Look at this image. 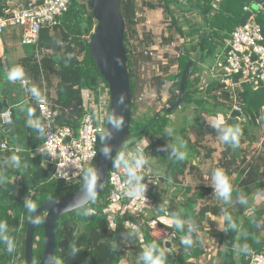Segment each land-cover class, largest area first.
<instances>
[{
	"label": "trees",
	"instance_id": "trees-1",
	"mask_svg": "<svg viewBox=\"0 0 264 264\" xmlns=\"http://www.w3.org/2000/svg\"><path fill=\"white\" fill-rule=\"evenodd\" d=\"M30 1L28 0L25 5H29ZM88 1L72 0L68 10L58 17L55 24L41 30L35 44L23 45L27 54L19 59L17 65L9 66V70L20 69L29 90L36 88L40 96L50 101L53 109L58 113L56 116L58 123L68 124L75 128L80 125L86 110L85 93L90 89H95L100 83L108 85L90 55V37L97 22ZM255 1L187 0L188 5L182 0L144 1L148 9H163L172 25L177 26V31L185 38V41L183 47H178V50L182 49L181 56L177 58L176 55H172V59L178 64L177 73H169L170 66L173 67L174 64H164L167 66L165 71L160 69L162 72L152 78V87L159 95L163 92L165 85L170 83L168 104L151 116L145 115L143 118L136 119L134 117L135 106L141 90L144 89L141 86L140 56L152 59L145 55L144 51L150 46H155V43L150 46L146 44L140 49V45L145 43V40L138 38V26L143 20L138 17V0H120L121 13L126 21L125 43L133 89V106L131 136L119 153H127L132 146L145 140L142 145L149 158L148 165L153 173L158 175L155 184L147 190H151V194H155L153 192L157 190L160 195H163V192H173V196L164 201V204L159 201V204L164 205L163 211L158 206L159 211L151 210L153 213L149 216V212L145 211V207L141 205L136 215L134 210L136 205L139 207L138 203L125 201L121 207L113 205L109 200L110 189L106 186L97 195L95 201L88 205L91 210L89 216L85 217L78 211H71L59 218L56 228L55 255L62 259V264H119L124 254L131 249L135 255L131 256L132 262L142 264L140 254L148 244L155 241L165 249L164 239L174 234L178 248L176 253L165 250V264H198L197 261H191V259H199L203 255L204 246L201 242L203 243L204 238L201 233L209 225L207 219L220 216L225 218V231L229 232L231 229L229 228V216L237 225V228L233 229L235 237L232 242L240 264H250L252 252L264 249V206L251 205L254 208L248 215H244L243 208L238 207L234 210L230 207L235 197L239 201L241 193L248 201L250 196L264 192V141L262 150L253 161L244 154L242 148L244 139L242 138H240L239 147L233 148L227 144V148L223 151L217 167L222 169L228 177L237 174L238 180L237 186L232 187L230 202H208L198 208V201L201 197H216L213 190L200 187L197 192L188 195L192 187L184 186L182 183V177L187 170L197 168L198 163L193 164V161L200 157L201 151L198 146H202L206 135L217 136L219 135L218 128L222 127H239L249 141L254 143L257 139L250 132L251 125L264 124V85L254 88L246 84L242 91L238 90L235 93L238 104L242 107V120L230 116L235 102L233 93L226 88L220 78L211 77L209 72L210 67L215 63L216 56L225 49L232 32L240 25L245 6ZM8 10H11L8 0H0V17L7 15ZM187 11H190L197 19L195 22L188 19L189 25L184 26L180 22L181 18L186 16ZM11 38L18 40L19 37L16 32H12ZM174 39V35L164 37L161 43L169 44ZM5 52H10L9 48H5ZM167 56H169L168 53ZM190 60L195 61V66L191 69L182 103L168 112L167 107L178 99L183 71ZM3 66L4 61L0 59V81L4 76ZM205 78L209 80L208 85L203 83ZM52 88H56L55 98L50 96ZM35 99L38 100L37 97ZM6 106V102L0 99V111L5 110ZM181 106L183 113L185 112L184 120L176 123L171 116ZM189 108L192 109L191 114L187 113ZM210 117H217L219 125L210 124L207 121ZM242 125L244 128L241 127ZM166 130L172 133V137L167 135ZM192 133L198 135L197 140L192 139ZM1 139L2 137L0 141ZM130 140L131 143H129ZM170 142L176 145L178 150L184 152L183 160L170 157V150H162ZM181 142H183L182 145ZM214 150L210 149V152ZM12 155L11 149L2 151L0 147V177L5 180L3 184H0V221L7 224L8 234L15 240L16 245L14 252L8 253L6 246L0 243V264H25L28 220L22 207L25 197L18 193L17 185V178L22 170L9 162ZM211 155L208 153L206 157H211ZM43 156L42 153L37 154L34 161L36 167L29 169L34 185L33 199L38 207L49 201V197L56 199L69 194L76 188L72 187L64 191L62 186L58 185L56 189L51 190V179L48 177L53 173L54 166H43L41 164ZM239 158H242L240 163ZM162 181L166 183L164 187H161L163 186ZM156 198L150 196V199L158 203ZM262 201L260 200V203ZM247 203L251 204V200ZM174 213H180L181 219L191 220L196 226L197 230L193 233L191 248H186L180 242L181 237L188 231L187 224L183 232L177 230L174 223L170 226L163 225L162 230L167 233L163 235L164 237H156L153 234L150 222L164 215L175 219ZM41 221L35 232L34 264H39L40 255L44 251L43 217ZM224 232L221 233L222 241H225ZM129 234L132 235L129 236ZM70 242H75L80 248V252L75 257L66 255ZM128 242H131V247L128 246ZM114 246H118L115 251L112 250Z\"/></svg>",
	"mask_w": 264,
	"mask_h": 264
},
{
	"label": "built area",
	"instance_id": "built-area-1",
	"mask_svg": "<svg viewBox=\"0 0 264 264\" xmlns=\"http://www.w3.org/2000/svg\"><path fill=\"white\" fill-rule=\"evenodd\" d=\"M71 1L31 0L23 8L8 10L7 15L0 17V49H4V34L10 26L21 29L22 45L35 44L41 30L55 24L58 17L68 10ZM244 10L250 14L247 22L234 29L225 49L216 56L215 63L209 70L211 77L220 78L233 93V110L239 111H242V107L238 104L235 93L242 91L246 84L254 88L264 85V0H256L253 4L246 5ZM184 41L185 38L174 39L164 46L172 49V55L178 58L182 54V49L178 50V47H183ZM157 50V47L150 46L145 49L144 54L154 58ZM85 96L87 106L78 128L58 123V113L50 101L46 97L38 98L44 134L41 150L49 156L54 166L51 179H62L64 191H68L75 182H83L84 172L93 165L101 145V136L107 126L111 103L109 86L100 83L95 89L88 90ZM13 116L12 107L1 110L0 127L10 124ZM144 141L137 143L142 149ZM137 145L132 146L129 152H134ZM1 148L12 149L8 140L1 143ZM139 174L145 177L147 188L155 184L156 176L148 164ZM107 187L110 189V202L120 207L125 201L136 204L139 199L147 196V193L135 198L126 195L128 185L125 174L122 169L113 167V164L109 170ZM172 237L176 238V235ZM250 264H264V249L252 252Z\"/></svg>",
	"mask_w": 264,
	"mask_h": 264
},
{
	"label": "rangeland",
	"instance_id": "rangeland-1",
	"mask_svg": "<svg viewBox=\"0 0 264 264\" xmlns=\"http://www.w3.org/2000/svg\"><path fill=\"white\" fill-rule=\"evenodd\" d=\"M144 1H149V0H138V17L143 19L142 22L138 26V32H139L138 38H139V40H142V39L145 40V43L140 45V49L144 48V46L146 44L147 45L149 44V46H150V44L155 43V47H157L158 50H157L156 57H154L152 59H147V58L140 56V58H141L140 75L142 78L141 86L144 89L141 90L137 104L135 106L136 109H135L134 117L136 119L143 118V116H145V115L151 116L153 113L161 110L166 104H168L167 99L170 96V90H169L170 89L169 88L170 83L165 85L163 92L159 95L156 93V89L154 87H152V78L155 75L162 72L163 70L165 71V68L167 66L164 64H167V65L168 64L169 65L174 64L173 67L170 66V68H169L170 72L169 73L170 74L171 73H177L178 64H177V62H174V60L172 59V53L173 52H171V51H173V50L168 49L167 46H164L166 44L161 43L164 40V37H170L171 35H174L175 39H184V37H182L180 35V33L177 31V29H178L177 26L172 25L171 20L166 15V13L164 12L163 9H155V10L148 9L147 7H145V5L143 3ZM182 1H183V3H186V5L189 4V3H187V0H182ZM188 19L191 22H195L197 17H195L193 14H191L190 11H187L186 16H183L181 18L180 24L184 25V26L189 25ZM172 27H174V28H172ZM12 28H15V27H13V26L8 27L5 31L4 36H6L8 38V35H6V33L9 30H11ZM16 29H18V28H16ZM148 37H149V39H148ZM7 40H8V42L12 41L10 38H8ZM14 41L16 44L6 43V48H12L13 45H19V38H18V40H14ZM137 43H139V42L137 41ZM167 53L169 54V56L166 57ZM160 69H162V71ZM208 81L209 80H207V78H205L203 83L205 85H208L207 84ZM182 106H184V104ZM182 106L171 116V118H173V120H175L176 123H179L181 121L183 122V120H184L183 115L185 112L183 113ZM191 112H192V109L189 108L187 113L191 114ZM135 118H134V120H135ZM217 119H218L217 117H210L207 121H209V123L212 125L218 126L219 125V121H218L219 119L218 120ZM222 121L223 120L221 119V122ZM241 127L244 128V125H242ZM250 132L252 133V135H255V137L257 139L254 143L249 141L248 137L243 133V131H241L242 135L240 136V138L244 139V142L242 143V148L245 152L244 154L247 155L248 159L253 161L255 159V157H257V155H259L260 151L262 150V144L264 141V124L263 125H258V124L251 125ZM191 137L193 140L198 139V135H196L195 133H192ZM129 143H131V140L129 141ZM227 144L228 143H225L222 140L220 135L212 136L211 134H208L204 137V140L202 141V144H201L202 146H198V149L201 151V155L198 158V160L193 161V164L198 163L197 168H194L192 170L188 169L187 172L185 173V175L182 177V183L184 184V186L192 187V191L188 195H191L192 193L197 192L200 187H203L205 190L207 188L212 189L213 194L215 195V193H214V181H213L212 173L214 172V170L220 169L217 167V165H218V163L222 157L223 151L227 148ZM210 149H215V150L210 152ZM208 153L212 154L211 157H206V155ZM241 159L242 158H239V160H238L239 163L241 162ZM199 160H200V162H196ZM155 174H156V179H157L158 175H157V173H155ZM51 175L52 174H50V177H48L49 179H51ZM228 178H229V181H230L232 187H236L237 183H238L237 174H233ZM82 183L83 182H75L71 186V188L73 186L78 187ZM165 184L166 183L164 181H162L161 185H163V186H161V187H164ZM57 186H58V180L57 179H51L50 189L54 190L57 188ZM63 187L65 188L64 184L62 185V188ZM33 188L32 189L31 188L30 189L20 188L19 193L22 194L23 197H26L29 194L30 190H31V192L33 191ZM146 193H147V196H146L147 198L145 197L143 201H145L144 204L147 202V205H144V207L146 206L144 210L149 212V216L152 215V213H153V212H151V210L159 211L158 206L164 207V205L159 204V201H161L160 203L164 204V201L169 200L173 196V194H172L173 192H169V193L163 192V195H160V194H158L157 190L153 192L155 194H151V190H147ZM260 193L256 194L253 197L250 196L248 201L251 200V204H249V203L241 204L238 201V199L235 197L234 200L232 201V205L230 207H232V209H234V210H236V208H238V207L243 208L244 215H248V213H250V211L253 210L255 205L264 206V201H262L260 203V200H259L260 195H261ZM210 194H211V192H210ZM207 195H208V193H207ZM150 196H153V197L155 196V198L157 196L156 199H157L158 203H156L154 200L151 201ZM210 197L211 198L201 197L198 201V208H200V206H202L203 204L208 203V202H211V203H216L217 201L218 202L221 201V203L224 202L222 199H219L217 196L216 197L210 196ZM152 202H153L152 206L149 207V205H151ZM251 205H254V206L252 207ZM139 207H141L140 202H139ZM139 207L137 205L135 207L134 212L136 215L139 213V212H136V211H138ZM147 207H149V208H147ZM223 219H225V218H223ZM157 222H158V224H157ZM159 223H162V224L159 225ZM21 224H22V222H21ZM150 224L152 227H153L152 224L155 225L153 227V233L155 230H158V232H162L161 235H164V236L167 235V233H164L163 230H161L163 225H166L165 222H161L160 219L159 220L156 219V222L155 221L153 222V220H152L150 222ZM223 225H224V230H225V222ZM223 225H222V228H223ZM220 229L221 228H219V223H217V222L215 224H209L206 227V230H205V232H203L202 236L209 242L212 241V237L214 236V242H212L213 243L212 246L214 248L212 250H209L206 246V249L203 248V255H201L199 259L192 258L191 261H197L198 264H209V263L219 264L220 263L219 260H221V255H219V254L225 249L224 243L220 239L221 238L220 233H222L224 230H220ZM217 232H219V233H217ZM214 233H216V237H215ZM201 245L203 246L204 243L201 242ZM128 246L131 247V242H128ZM177 248H178V244H177ZM124 250H125V248H124ZM213 252L216 254L212 255L211 253H213ZM133 253H134V251L132 249L129 252H126L119 264H135L136 262H132V260H131V256ZM204 253H206V254H204ZM222 255H224V254H222ZM215 257H216V259H215ZM226 258L228 260H231L230 262H232V263H233V260L234 261L236 260L235 264H240L238 262V256L237 257L233 256L230 253L229 256H227Z\"/></svg>",
	"mask_w": 264,
	"mask_h": 264
},
{
	"label": "water",
	"instance_id": "water-1",
	"mask_svg": "<svg viewBox=\"0 0 264 264\" xmlns=\"http://www.w3.org/2000/svg\"><path fill=\"white\" fill-rule=\"evenodd\" d=\"M89 6L96 20V26L90 37L89 50L90 55L96 66L98 67L102 78L108 83L111 93L110 112L120 115L124 121L125 127L123 131L113 133V138L109 142L112 147V156L116 158L122 146L131 136L132 122V106H133V89L131 87V76L128 68V50L126 48V21L121 13L120 0H89ZM249 13H245L241 18V25H244ZM195 66V61H188L181 78L178 99L167 107V111L171 112L177 108L183 100L186 84L191 74V69ZM121 93L126 94L125 105L118 104ZM231 117L243 118V112L232 110ZM110 125L107 122L105 134L110 132ZM102 144L99 147L97 157L91 166L97 170L100 175L102 187L97 191L99 195L107 186L109 170L113 164V160L105 159L101 155ZM99 182V181H98ZM63 180H58L61 185ZM83 183L73 189L69 194L56 198L59 201L57 208L63 209L69 204L73 198L81 191ZM71 211H54L49 201L38 207V214L43 217L44 224V251L40 255L43 264V257L49 253H55L56 248V228L59 218ZM37 225H32L28 221L26 232L25 246V264H34V239ZM164 247L167 252L176 253L177 241L174 237L168 236L164 239Z\"/></svg>",
	"mask_w": 264,
	"mask_h": 264
},
{
	"label": "clouds",
	"instance_id": "clouds-1",
	"mask_svg": "<svg viewBox=\"0 0 264 264\" xmlns=\"http://www.w3.org/2000/svg\"><path fill=\"white\" fill-rule=\"evenodd\" d=\"M21 75V71L18 68H14L12 72L9 74V79L13 80L18 78ZM30 92L33 96L41 99L40 92L36 88L30 89ZM126 94L121 93L120 98L118 100V104H125ZM28 114L31 117L32 112L29 109ZM107 122L110 125L111 131L105 135L101 136V155L105 159L113 160V167L117 169H122L125 177L126 183L128 185V190L126 195H130L135 198L140 196L141 194H145L147 191V184L145 183V177L140 175L139 172L145 165L149 163V158L147 157L144 150L138 144L134 152H121L118 155V158H113L112 156V147L110 145V141L113 138V133L123 131L125 124L120 115H117L115 112L113 114H109L107 117ZM36 125H39V121L36 122ZM166 133L169 137H172V133L166 130ZM218 133L221 136L222 140L225 143L230 144L233 148L239 147L240 145V136L242 135L239 127H222L218 128ZM183 142H181V145ZM162 150H170V157H174L178 160H183L185 158L184 152L178 150L177 146L172 142L166 144ZM40 151V148L38 149ZM9 162L14 167H27V163L21 162L20 158L13 154L9 158ZM213 181H214V193L219 198L222 199L225 203H228L232 199V185L229 181L228 176L222 169H216L212 173ZM99 181V182H98ZM5 182L3 177H0V184ZM102 187V183L100 182V175L97 170L94 168H88L84 172L83 177V187L81 191L73 198V200L64 206L63 209L57 208L59 204L58 200L49 197V202L53 206L54 211H78L79 214L87 217L90 214V208L88 205L95 201L97 197V191ZM239 202L241 204H246L247 200L243 193L239 195ZM24 212L27 216V220L32 225H39L42 221L38 214V206L35 200L33 199V193L31 190L29 194L25 197L23 205ZM163 211V207L160 208ZM174 223L177 230L182 231L184 226L187 224L188 231L187 233L181 237V244H183L186 248H191L193 245V233L196 232V226L191 220H183L180 218V213H174ZM229 228L236 229L237 225L233 221L232 217H228ZM9 229L5 222L0 221V243H3L6 246V251L8 253H12L15 250V240L9 236ZM138 235V233H136ZM132 234H129L131 236ZM172 236V235H171ZM176 239V238H175ZM118 246L113 247V251H115ZM80 252V248L77 246L75 242H70L68 245V251L66 255L68 257H75ZM140 260L142 264H165L166 261V252L165 249L162 248L155 241L148 244L140 254ZM43 264H62V259L58 258L55 253H49L43 257Z\"/></svg>",
	"mask_w": 264,
	"mask_h": 264
},
{
	"label": "crops",
	"instance_id": "crops-1",
	"mask_svg": "<svg viewBox=\"0 0 264 264\" xmlns=\"http://www.w3.org/2000/svg\"><path fill=\"white\" fill-rule=\"evenodd\" d=\"M28 0H8V4L10 5L11 10L13 9H20L25 7L26 2ZM12 32H16L18 37H19V45H11L12 48L10 49V52H5V46L4 49L1 48L0 49V59H2L4 61V76L3 79L0 81V99L4 100L6 102V108L7 107H12L14 110V116H13V120L10 124L5 125L0 127V138L2 137L1 141H0V147H1V143L5 140H8V142L10 143L11 147H12V151L13 154L17 155L22 164L23 163H27V167H20V169L22 170L21 175L17 178V185H18V193L20 188H28V189H32L34 187V185L32 184L31 181V175L29 173V169L30 168H35V156L39 153L44 154L43 159H42V165L47 167L49 165H52L49 159V156L42 152L41 148L44 142V134H43V127H42V117L39 114V110H38V100L35 99V97L31 94L25 77L23 76V74H21L18 78L10 80L9 74L12 72V70L14 68H12L11 70L9 66L14 67L15 64L17 65V63L19 62V59H21L22 57H24L27 53L25 51V49L23 48L24 46L21 43V29H14L12 28L11 30H9L6 35H8V38H10L12 41L8 42V38L5 36V45L6 43L10 44H16L15 41L11 38ZM17 46V47H16ZM23 50H22V49ZM56 88H52L51 90V98H55L56 97ZM86 94V93H85ZM168 100V99H167ZM85 106L86 105V96H85ZM31 110L32 115L31 117L28 114V110ZM39 121V125H36V122ZM40 148V151H38V149ZM2 151H6L3 150L1 148ZM34 191V188H33ZM32 191V193H33ZM20 194V193H19ZM260 200L264 201V192L260 193ZM22 195V194H20ZM145 197L139 199V202L141 203L142 207H144V200ZM147 198V197H146ZM152 201V199H150ZM153 204V202L151 203V205H149V207H151ZM169 204V202H168ZM147 205V202L146 204ZM146 207V206H145ZM147 207V208H149ZM141 208V207H139ZM145 209V208H144ZM224 216H220L218 218L215 219H211L210 217H208V222L207 224H215L216 222L219 223V228H221L220 230H224ZM156 219H160L161 222H165L166 225H173L174 224V219L164 215V216H160ZM156 219L153 220V222H156ZM164 220V221H163ZM223 223V224H222ZM158 224V222H157ZM153 227L155 226L154 224H152ZM160 225V224H159ZM223 225V228H222ZM208 226V225H207ZM221 226V227H220ZM162 230V229H161ZM206 230V229H205ZM225 231V230H224ZM223 231V232H224ZM205 232V231H204ZM216 232V231H215ZM222 232V233H223ZM162 232H158V230L154 231V235L156 237H161L163 235H161ZM219 233V232H217ZM215 237H216V233ZM221 234V233H220ZM225 241H223L225 249L219 254L221 255V260H219V264H235L236 260H233V263L230 262L231 260H228L226 257L229 256V254L231 253L233 256L237 255L235 254V247L233 245V238L235 237L234 235V230L230 229V231H225ZM201 235H203V232L201 233ZM164 237V236H163ZM219 237V236H218ZM204 238V237H203ZM221 239V238H220ZM222 240V239H221ZM212 242H214V236L212 237V241L209 242L207 241L205 238L203 239V243H204V249H206V246L209 250H212L214 247L212 246ZM207 253V252H206ZM204 253V254H206ZM212 255H215L216 253H211ZM210 254V255H211ZM224 254V255H222ZM209 255V256H210ZM216 259V257H215ZM211 264V263H209Z\"/></svg>",
	"mask_w": 264,
	"mask_h": 264
}]
</instances>
